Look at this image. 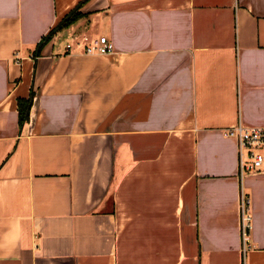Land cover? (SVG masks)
<instances>
[{
	"label": "crops",
	"instance_id": "1",
	"mask_svg": "<svg viewBox=\"0 0 264 264\" xmlns=\"http://www.w3.org/2000/svg\"><path fill=\"white\" fill-rule=\"evenodd\" d=\"M240 121L264 124V0H0V264H264Z\"/></svg>",
	"mask_w": 264,
	"mask_h": 264
},
{
	"label": "built area",
	"instance_id": "2",
	"mask_svg": "<svg viewBox=\"0 0 264 264\" xmlns=\"http://www.w3.org/2000/svg\"><path fill=\"white\" fill-rule=\"evenodd\" d=\"M67 50L76 46L86 53H109L114 51V44L107 35L90 36L87 33L76 34L72 40L65 43ZM223 134L237 141L238 169L240 174L257 171L264 160V124L248 125L243 122L225 126ZM239 217L242 245L251 246L252 217L250 201L247 196H240Z\"/></svg>",
	"mask_w": 264,
	"mask_h": 264
},
{
	"label": "trees",
	"instance_id": "3",
	"mask_svg": "<svg viewBox=\"0 0 264 264\" xmlns=\"http://www.w3.org/2000/svg\"><path fill=\"white\" fill-rule=\"evenodd\" d=\"M79 5H80V1L77 3V5L74 8L69 10L67 12V14H65L59 20V22L54 27H52L51 30L46 35H44V37H42L40 39V41L36 45L37 46L36 53H38L40 51L44 42L51 37L53 32L56 30V28L60 27L63 24H69L70 22L75 20L77 16H79L80 12L77 11V7ZM32 99H33V92L32 91H30L29 97H27V98L19 97L17 99V111H18V115H19V123L20 124H23L24 122L28 121L29 113H30L29 109L31 106Z\"/></svg>",
	"mask_w": 264,
	"mask_h": 264
}]
</instances>
